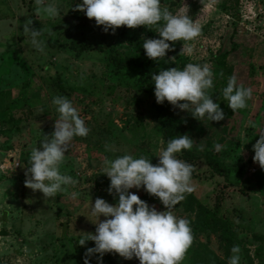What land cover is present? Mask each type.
<instances>
[{
    "label": "rangeland",
    "instance_id": "1",
    "mask_svg": "<svg viewBox=\"0 0 264 264\" xmlns=\"http://www.w3.org/2000/svg\"><path fill=\"white\" fill-rule=\"evenodd\" d=\"M49 2L60 10L50 19L36 13L34 0H0V264H83L85 249L93 247V242L80 246L78 237L95 230L88 203L102 198L112 205L117 199L114 192L106 191L109 181L102 174L104 160L143 155L156 164L155 156L166 146L153 98L136 84L137 63L144 51L140 54L134 46L143 39L159 38L158 25H121L114 32H105L75 10L80 0H43ZM160 4L174 14L186 7V14L201 26L200 34L187 42L193 49L190 55L179 53L183 41H166L171 48L164 56L167 68L207 65L213 80L207 90L211 99L222 92L229 76L251 89L244 109L233 112L222 98L217 105L224 118L216 122L198 121L186 111L171 108L178 120L177 135L189 136L193 151L215 153L228 176L217 175L203 159L194 161L192 191L184 196L193 195L229 220L240 241L239 264L250 260L264 264V198L250 182L254 171L261 169L252 160V144L258 139L257 130L264 128V0H160ZM29 6L35 9L31 11ZM30 12L43 34L44 46L39 52L22 32ZM230 36L236 48L216 65L213 58ZM84 37L93 43L114 44L122 57L132 59L129 68L117 72L97 50L75 57L70 50L47 45V38L62 43ZM177 54L185 59L184 65ZM57 95L72 102L89 131L84 137H73L60 165L61 173L72 177L75 185L46 200L39 191L24 186L25 170L28 152L33 146L40 150V136L53 131L58 113L51 100ZM214 145H220V150ZM176 156L180 159V152ZM128 191L155 210H164L143 186ZM171 211L177 217H193L184 209L183 199ZM103 219L98 217V221ZM191 235L192 242H207L215 254L225 257L219 234ZM89 264H96L95 254ZM101 264L139 261L135 257L125 260L113 252L105 253ZM180 264H186L185 257Z\"/></svg>",
    "mask_w": 264,
    "mask_h": 264
},
{
    "label": "clouds",
    "instance_id": "2",
    "mask_svg": "<svg viewBox=\"0 0 264 264\" xmlns=\"http://www.w3.org/2000/svg\"><path fill=\"white\" fill-rule=\"evenodd\" d=\"M36 13L44 18H54L60 14L58 6L34 0ZM75 10L82 11L102 31L112 32L123 25L126 28L158 25L159 38L143 39L141 47L144 55L151 60L163 59L171 51L167 42L183 41L179 53L190 55L192 47L187 43L196 38L201 26L186 13L187 8L177 13L161 7L160 0H80ZM31 20L22 25V32L29 38V44L36 51H42L44 41L41 31L30 28ZM167 41V42H166ZM155 102L167 101L179 110L188 112L194 119H206L208 122L224 118L217 103L208 94L213 85L212 72L207 65L187 63L183 68L171 67L159 70L151 75ZM222 97L231 111L244 109L251 97V89L236 82L235 76H229L222 88ZM179 102V103H178ZM51 103L55 106L58 118L54 120L50 135H41L39 149L33 146L28 152L29 167L25 170L24 186L33 192L39 191L43 198L56 197L66 186L75 185L72 177L62 174L60 165L73 137H84L89 129L84 119L73 107L72 102L63 95L54 96ZM258 139L252 144L253 162L264 170V128L258 129ZM193 140L185 135L174 136L166 142L155 157V165L149 157H133L129 154L104 160V174L109 181L106 191L115 193L117 199L112 205L102 198L88 203L89 214L95 218L93 233H82L78 245L86 241L93 247L85 249L83 264H89V258L95 254L96 264H101L105 253H115L125 260L135 257L139 264H180L186 250L192 243L189 220L177 217L171 211L191 192L190 185L193 166L176 154L192 148ZM220 145H214L216 151ZM107 150V149H106ZM143 189L150 196L158 198L163 206L157 211L141 201L129 189ZM77 193L73 192L75 198ZM103 216L102 221L98 217ZM231 255L227 264H239L238 246L230 248Z\"/></svg>",
    "mask_w": 264,
    "mask_h": 264
},
{
    "label": "trees",
    "instance_id": "3",
    "mask_svg": "<svg viewBox=\"0 0 264 264\" xmlns=\"http://www.w3.org/2000/svg\"><path fill=\"white\" fill-rule=\"evenodd\" d=\"M31 9L32 7L29 6ZM33 8L31 11H33ZM29 19L31 20L30 28L38 29V21L33 16V12H30ZM153 29H150L152 33ZM42 34V32H41ZM43 35V34H42ZM47 45L51 48H57L62 50H70L74 53L75 57H80L82 54L88 50H97L106 55L108 62L117 71H123L129 68L132 59L127 57H122L117 50L115 45L108 44L105 42L93 43L87 38H81L77 42H56L47 38ZM138 43L134 46V50L138 53H143V49ZM236 48V44L232 41L231 36L228 38L227 42L219 49L218 54L213 58L216 65H220L219 59H225L227 55ZM178 61L184 65L185 59L179 54L176 55ZM139 68L137 77V89L145 94L151 95L153 98L154 110L156 112L158 121L160 123L161 134L163 138V143L166 142L177 135L178 120L174 115L171 105L164 101L160 104L155 102V97L153 94V85L151 81V75L159 70L167 69V63L165 57L163 59L151 60L145 55L137 63ZM212 101L214 103H220L222 97V92L218 95L213 96ZM12 108L14 104L12 103ZM180 159L191 164L194 161L203 159L209 168L215 172L217 175L223 176L227 179L226 167L220 161L218 156L209 150L193 151L191 149L180 152ZM149 162L155 165V160L149 157ZM250 182L253 184V190L257 193H261L264 198V170L259 169L254 171L250 178ZM183 206L186 211L191 212L193 217L189 219V226L191 233H201V234H219L221 247L223 249L224 258L219 257L215 254L207 242L195 241L192 242L190 247L186 250L184 257L186 258V264H227V259L230 255V248L233 245L238 246L239 240L237 239L235 231L232 229L231 224L228 219L219 215L216 209H211L207 205L198 201L193 195L187 194L183 198ZM261 263V262H260ZM249 264H252L250 260Z\"/></svg>",
    "mask_w": 264,
    "mask_h": 264
}]
</instances>
